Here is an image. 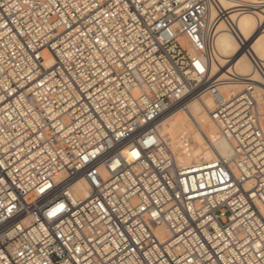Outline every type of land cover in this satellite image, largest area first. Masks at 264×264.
<instances>
[{"label":"built area","instance_id":"1","mask_svg":"<svg viewBox=\"0 0 264 264\" xmlns=\"http://www.w3.org/2000/svg\"><path fill=\"white\" fill-rule=\"evenodd\" d=\"M262 3L0 0V264H264ZM222 18L248 75L207 72ZM204 99L233 166L160 133Z\"/></svg>","mask_w":264,"mask_h":264},{"label":"bare ground","instance_id":"2","mask_svg":"<svg viewBox=\"0 0 264 264\" xmlns=\"http://www.w3.org/2000/svg\"><path fill=\"white\" fill-rule=\"evenodd\" d=\"M238 0H222L225 8L232 7ZM264 2V0H253ZM264 11V3L261 4ZM258 16L260 14L247 12L243 14L230 13V18L236 23L240 33L246 38L254 40L256 54L264 60V33L257 32ZM226 20L220 19L216 24L215 47L216 56L208 66L207 72L211 76L221 75L227 78L228 73L248 75L251 64L248 58L239 51L234 36L225 27ZM182 44L188 48L185 40ZM241 88L240 81H223L220 91L223 95ZM264 97L262 98V104ZM211 106L210 99L191 101L186 109L180 107L166 111L159 123L160 133L170 141L176 150L181 165H187L202 160L222 158L233 166V152L229 140L221 134L220 128L210 118L207 107ZM262 108V106H261ZM263 109V108H262ZM264 112V111H263ZM192 141V144H190ZM85 196L86 186L79 184L76 193Z\"/></svg>","mask_w":264,"mask_h":264},{"label":"rangeland","instance_id":"3","mask_svg":"<svg viewBox=\"0 0 264 264\" xmlns=\"http://www.w3.org/2000/svg\"><path fill=\"white\" fill-rule=\"evenodd\" d=\"M261 106H262V108H263V109L261 108V110H262V111H264V103H263V104H261ZM190 144H192V141H191V143H190Z\"/></svg>","mask_w":264,"mask_h":264},{"label":"snow or ice","instance_id":"4","mask_svg":"<svg viewBox=\"0 0 264 264\" xmlns=\"http://www.w3.org/2000/svg\"><path fill=\"white\" fill-rule=\"evenodd\" d=\"M133 155H136V153H133ZM9 211L11 212V209H9Z\"/></svg>","mask_w":264,"mask_h":264}]
</instances>
